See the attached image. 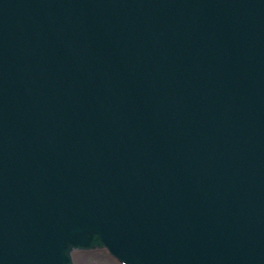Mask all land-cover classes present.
I'll use <instances>...</instances> for the list:
<instances>
[{
  "label": "water",
  "instance_id": "95a60500",
  "mask_svg": "<svg viewBox=\"0 0 264 264\" xmlns=\"http://www.w3.org/2000/svg\"><path fill=\"white\" fill-rule=\"evenodd\" d=\"M264 264V0H0V264Z\"/></svg>",
  "mask_w": 264,
  "mask_h": 264
},
{
  "label": "rangeland",
  "instance_id": "374dc122",
  "mask_svg": "<svg viewBox=\"0 0 264 264\" xmlns=\"http://www.w3.org/2000/svg\"><path fill=\"white\" fill-rule=\"evenodd\" d=\"M102 254L104 258L94 260L95 255ZM76 264H122L105 249L76 251L74 254Z\"/></svg>",
  "mask_w": 264,
  "mask_h": 264
},
{
  "label": "bare ground",
  "instance_id": "6f19581e",
  "mask_svg": "<svg viewBox=\"0 0 264 264\" xmlns=\"http://www.w3.org/2000/svg\"><path fill=\"white\" fill-rule=\"evenodd\" d=\"M100 258H104V256L102 255V254H97V255H95V257H94V260H98L99 261V259ZM75 260V259H74ZM92 264V263H91Z\"/></svg>",
  "mask_w": 264,
  "mask_h": 264
}]
</instances>
